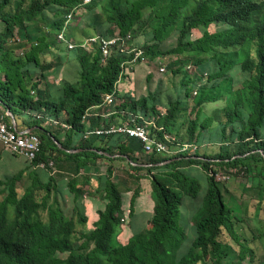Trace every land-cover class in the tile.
<instances>
[{
  "label": "trees",
  "instance_id": "1",
  "mask_svg": "<svg viewBox=\"0 0 264 264\" xmlns=\"http://www.w3.org/2000/svg\"><path fill=\"white\" fill-rule=\"evenodd\" d=\"M0 22V115L41 138L36 159L0 175V264H244L247 257L264 264L252 245L264 234L252 230L250 239L238 230L248 217L237 215L227 188V180L246 177L244 192L257 212L264 208V0H0ZM60 33L77 43L121 39L105 56L99 42L69 48ZM135 48L142 55L133 61ZM166 56H174L168 83L161 78L152 89L149 74L146 94L121 90L133 66ZM72 60L76 80L48 81L49 70ZM125 124L171 136L169 150L146 151L124 132H94ZM205 142L218 148L200 153ZM50 161L68 173L71 209ZM189 167L207 173L203 195ZM147 191L149 225L134 232L137 200ZM128 192L133 232L122 243ZM90 196L101 207L87 229ZM186 198L196 207L184 224Z\"/></svg>",
  "mask_w": 264,
  "mask_h": 264
},
{
  "label": "rangeland",
  "instance_id": "2",
  "mask_svg": "<svg viewBox=\"0 0 264 264\" xmlns=\"http://www.w3.org/2000/svg\"><path fill=\"white\" fill-rule=\"evenodd\" d=\"M88 15L89 14H87L86 17L85 15L82 17L81 25L87 24L86 18L90 17V15L89 16ZM79 17L80 16H78V19ZM2 25L3 24L0 22V31H1ZM89 30H92V29H89ZM200 35H201V32L199 30L195 29L193 31V37H198ZM73 39H76V38H73ZM133 42L135 43L134 46L140 47L143 42V38L142 37L135 38ZM173 57L174 56H166L163 59H158V61L153 64L140 63L138 65L133 66V69H132L133 72H131L130 74L131 77L128 81H125L121 84L120 86L121 90L133 91L136 97L140 96L141 94H146L149 88V85L146 81L147 75L149 74L153 75V83L151 85L152 89L155 88L157 80L161 78L164 79L165 83H168V78H167L168 75L166 74L168 73L167 70L165 72H162L160 71L159 67L165 66V65L167 67V63H169L173 59ZM50 58L51 56L47 55L46 59H50ZM62 71H63L62 73L61 72L56 73L54 70H49L47 72L48 81L51 82L55 79L60 80L62 78H65V75L67 76V79L69 78L72 81L78 78V75H79L78 67L74 60L70 62L66 61L65 65L62 67ZM57 74H59V76ZM220 105L221 104H214V107L212 108H217ZM212 108H210V106L207 107L209 111H211ZM217 148H218V145L209 146V144L205 142L203 143V145L199 147V152L204 153L206 151L216 150ZM0 151H2L3 153V156L0 159V175L15 172L19 168L26 165L27 160L25 158H22L19 155L13 156L12 154H10L11 152H9V150L1 142H0ZM119 164L121 163H118V165ZM52 168L54 172H56L54 177L56 178L57 185H59L60 194L62 196L61 198L62 200L66 202V206L69 209H71L73 203H71V197H70V194L68 193L67 184H68L69 178L66 177L68 176V173L66 170L58 166H54V167L52 166ZM186 171L189 175L197 178L201 182L203 186L201 195H203L205 188L207 186V180H206L207 173L198 167H189L186 169ZM42 177L44 180L48 178L47 175L42 176ZM247 180L248 179L246 177L239 175L236 178L227 180L228 181L227 188L229 189L230 192L228 193H230V196H231L229 203L235 205L236 210H239L237 212V215L239 216L243 215L244 217H248V221H244L243 223H241V227L238 228V230L243 231L245 233L244 237H248L251 239L253 235L252 230H254L255 233L257 234H260V235L264 234V208H261L259 212H257V209H256L257 200L254 198L250 199L247 192L246 193L244 192V186H245L244 184ZM141 183H143V185L141 184V187L143 188L147 187V184H148L147 182L144 183L143 181H141ZM131 194L132 192H128V194H126L128 202L125 203L126 204L125 220H124V225L122 226L118 234V240L122 243H126L129 240L133 231L136 232V231L144 229L145 227H148L149 225L148 220L151 216V213L149 211L152 210L153 205H154V200H153V196L151 195V193L148 191L145 193L143 192V194L141 195V198L137 200L138 202L135 207L136 213L132 220V225H133L134 230L132 231V228L129 224L131 220V216L129 213L130 211L129 210L130 209L129 199H130ZM187 200H185L184 204L181 205V215L182 216L180 218V221H182V223L184 224L189 221V217L193 215V212L195 211L194 209L196 207L194 206V202H193L194 200L192 198H190L188 201ZM138 203H140V206L138 205ZM240 205L242 206L247 205L248 210H246L245 212L244 211L242 212ZM92 210L93 209H91V211ZM94 217H96V213H93V214L89 213V221L86 225L87 229L94 227L93 225V222L95 220L93 219ZM188 232L190 236H194L191 225L188 226ZM252 245L255 247L257 251L256 257L258 261L263 262L264 237L262 236V238L260 239H257V238L254 239ZM233 246H235V248L238 247L235 243H233ZM243 262L244 264H254L252 263V261H250L248 257Z\"/></svg>",
  "mask_w": 264,
  "mask_h": 264
},
{
  "label": "built area",
  "instance_id": "3",
  "mask_svg": "<svg viewBox=\"0 0 264 264\" xmlns=\"http://www.w3.org/2000/svg\"><path fill=\"white\" fill-rule=\"evenodd\" d=\"M89 0H86V2ZM59 38L61 40H64L69 48H73L77 45L88 48L89 42H99L101 44V50L104 53L105 56H107L110 53V47L114 43H116L118 40H120V36H114V37H101L99 35H93L90 38H87L79 43H77L72 37H66L63 33L59 34ZM126 48H129V45H126ZM134 50H137L136 56L133 59L135 61L139 55H142L141 49L135 48ZM142 63H146L143 61ZM160 71L165 72L166 71V65L159 67ZM115 100V97L112 93H109L105 96V103L106 104H112ZM92 112L91 110H88L86 112L85 116L90 115ZM56 123L58 121H55ZM66 126L65 124H63ZM124 132L128 133L131 136H137L144 142L145 150L146 151H156V152H166L169 150V147L167 145L166 141H170L171 136L166 135L165 139H156L150 136L148 129L144 125H137V126H129V125H120L118 127L111 126L110 128L103 129V128H97L94 130L96 133H111V132ZM0 142L9 150L11 153L18 154L20 156H23L24 158L32 161L37 158V154L40 151L41 147V138L38 134L30 132L27 130H17L12 125H9L7 121L5 120V117L3 115H0ZM183 150L190 149L189 144H184L183 147H181ZM50 166L54 165L53 161L49 162ZM39 167L45 168L46 165L43 162H40L38 164Z\"/></svg>",
  "mask_w": 264,
  "mask_h": 264
},
{
  "label": "crops",
  "instance_id": "4",
  "mask_svg": "<svg viewBox=\"0 0 264 264\" xmlns=\"http://www.w3.org/2000/svg\"><path fill=\"white\" fill-rule=\"evenodd\" d=\"M2 27H3V25H2ZM2 29V28H1ZM51 70H54L55 72H56V70L53 68V69H51ZM59 72H63L62 71V68L60 69V71ZM58 73V72H57ZM58 76H59V74H57ZM65 75V74H64ZM65 78H67V76L65 75ZM69 79V78H68ZM95 111H97V110H95ZM27 130V129H26ZM21 131H23V130H21ZM11 154V153H10ZM114 163H116V164H118L119 163V160L118 161H114ZM44 169V168H43ZM47 170V169H46ZM101 170V173H104L105 172V169L104 168H101L100 169ZM48 171V170H47ZM92 172H94V170H92ZM87 201L90 203V206H89V208H88V214L89 213H96V217H94L93 219H97L98 218V214H97V211H98V209L101 207V202H99V198L98 197H93V196H90L89 197V199H87ZM138 205L140 206V203H138ZM91 209H93L92 211H91ZM147 211H149V210H147ZM150 212V211H149ZM94 220V221H95Z\"/></svg>",
  "mask_w": 264,
  "mask_h": 264
},
{
  "label": "water",
  "instance_id": "5",
  "mask_svg": "<svg viewBox=\"0 0 264 264\" xmlns=\"http://www.w3.org/2000/svg\"><path fill=\"white\" fill-rule=\"evenodd\" d=\"M13 122H14L15 128L17 129L18 127H17L16 121L13 120ZM33 129H34V127L28 129L27 132H28V131H32ZM78 150H79V149H76V150H70V151H78ZM161 164H162V163H161Z\"/></svg>",
  "mask_w": 264,
  "mask_h": 264
},
{
  "label": "clouds",
  "instance_id": "6",
  "mask_svg": "<svg viewBox=\"0 0 264 264\" xmlns=\"http://www.w3.org/2000/svg\"><path fill=\"white\" fill-rule=\"evenodd\" d=\"M21 131V130H20Z\"/></svg>",
  "mask_w": 264,
  "mask_h": 264
}]
</instances>
